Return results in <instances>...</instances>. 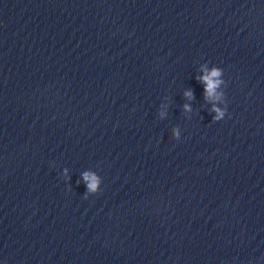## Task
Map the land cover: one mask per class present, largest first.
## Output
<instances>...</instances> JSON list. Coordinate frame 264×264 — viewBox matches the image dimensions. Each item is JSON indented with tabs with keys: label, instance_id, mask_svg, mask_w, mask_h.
Returning a JSON list of instances; mask_svg holds the SVG:
<instances>
[{
	"label": "water",
	"instance_id": "95a60500",
	"mask_svg": "<svg viewBox=\"0 0 264 264\" xmlns=\"http://www.w3.org/2000/svg\"><path fill=\"white\" fill-rule=\"evenodd\" d=\"M0 264H264V0H0Z\"/></svg>",
	"mask_w": 264,
	"mask_h": 264
},
{
	"label": "clouds",
	"instance_id": "9594fccd",
	"mask_svg": "<svg viewBox=\"0 0 264 264\" xmlns=\"http://www.w3.org/2000/svg\"><path fill=\"white\" fill-rule=\"evenodd\" d=\"M202 70H204L206 74L203 75L202 77H198L197 79H199L201 82L205 84V99H209L213 96L216 88L219 87L221 83H223V81L219 79V77L222 74V69L219 67H213L211 71H208L206 67L202 66ZM184 95L189 99L194 98L193 93L190 89L186 91ZM183 107L186 111H190V106L188 104H185ZM213 110L217 112V115L213 117V120L214 121L220 120L223 116V112L215 108ZM161 115H163V113H161ZM175 135L178 137L179 133L175 132ZM66 172L67 170L65 169V174ZM81 175L84 181L87 182L86 184L87 192L85 193V198L88 197L89 193L95 194L100 191L101 179L96 173L84 172ZM69 179L71 178L69 177Z\"/></svg>",
	"mask_w": 264,
	"mask_h": 264
}]
</instances>
